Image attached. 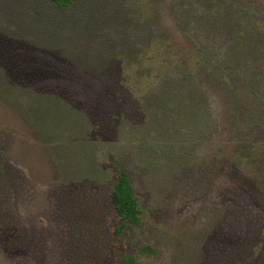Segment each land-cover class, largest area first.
I'll list each match as a JSON object with an SVG mask.
<instances>
[{"label":"rangeland","instance_id":"1","mask_svg":"<svg viewBox=\"0 0 264 264\" xmlns=\"http://www.w3.org/2000/svg\"><path fill=\"white\" fill-rule=\"evenodd\" d=\"M124 255L264 264V0H0V264Z\"/></svg>","mask_w":264,"mask_h":264},{"label":"trees","instance_id":"2","mask_svg":"<svg viewBox=\"0 0 264 264\" xmlns=\"http://www.w3.org/2000/svg\"><path fill=\"white\" fill-rule=\"evenodd\" d=\"M49 1L56 7L62 8H67L73 4V0ZM166 95L168 96L169 93ZM112 167L115 172V179L109 196L116 214L122 219V222L119 224L120 230L127 224H138L141 209L138 207L137 199L134 196L127 173L116 162L113 163ZM120 264H139V262L134 255H124L120 258Z\"/></svg>","mask_w":264,"mask_h":264}]
</instances>
